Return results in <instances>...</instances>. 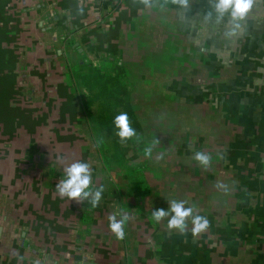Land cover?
<instances>
[{"label":"crops","instance_id":"0c3cea01","mask_svg":"<svg viewBox=\"0 0 264 264\" xmlns=\"http://www.w3.org/2000/svg\"><path fill=\"white\" fill-rule=\"evenodd\" d=\"M103 1L0 0V88L17 80L65 88L79 107L71 71L119 73L136 133L114 141L117 156L106 164L76 129L88 190L103 187L96 207L61 198L56 185L66 175L52 166L40 180L7 168L12 203L0 220V251L8 260L0 264H264V0L239 27L229 14L217 20L215 0ZM197 152L210 156L207 166ZM17 199L24 210H15ZM172 200L208 227L194 235L191 217L184 231L168 228L171 214L157 222L153 212ZM113 214L128 216L123 239L111 231Z\"/></svg>","mask_w":264,"mask_h":264},{"label":"rangeland","instance_id":"374dc122","mask_svg":"<svg viewBox=\"0 0 264 264\" xmlns=\"http://www.w3.org/2000/svg\"><path fill=\"white\" fill-rule=\"evenodd\" d=\"M58 44L60 45L59 42ZM63 46L61 43L60 47ZM66 54L67 61L65 60V64L68 70H72L77 65L76 57L71 51H67ZM92 55V58L98 60V55L93 53ZM78 61L80 65L82 63L81 59ZM71 74L74 82L70 79L71 87H68L75 94V100L78 103L82 101L79 107L75 104L70 105V99H73V96L63 93L62 91L65 88L51 87V89H48L49 85L44 88L42 84L38 89L29 88L27 85L22 88L20 83H17L18 80L14 83L9 82L10 84L7 83L5 87L0 88V184L8 194L7 197L6 194L2 198L0 197V220L2 215L11 214L9 206L12 203L10 197L11 185H5L6 183L2 181H7L6 176L9 174V172H6L7 168V171L12 170L11 177L19 169V172L35 175L39 177V180L40 177L51 175L49 169L51 166L53 174H65L64 168L70 163L85 161L79 158L81 157L80 154L76 155L78 153L77 149H80L75 141L76 129L79 130L80 135H84V138L81 137L79 142L84 146V149L87 147L84 145L86 142L95 146L98 153L94 152L93 156H98L101 153L105 158H103L104 161L106 160V164L111 163L110 156L114 158L117 156L118 148H115L113 143L115 140L123 143V140L117 135L119 129L114 121L116 116L127 113L125 109L127 98L122 94L121 82L123 80L120 79V74L116 73L117 76L113 80L114 82L97 78V83L95 82L93 85L94 88L91 86L87 89L90 93L88 97L84 96V89L81 86V83L86 79L82 78V81L78 77L79 74L72 71ZM22 76L26 75L22 74ZM26 90L30 91L28 98L22 95L26 94ZM66 95L69 97L64 100L63 97ZM82 106L85 108L87 106V120L85 123L83 122L84 124H80L77 116L79 112L84 111ZM128 118L130 126L135 131L132 119H130V116ZM65 155L69 156V164L63 160ZM114 160L121 161L120 159ZM3 169L5 170L3 171ZM15 178H17L16 174ZM24 202L26 203L25 200H14L15 210L17 211L16 208L23 209ZM21 218L24 222L27 219L24 211ZM85 223L86 220L84 219L82 225ZM74 248L75 246L71 245V249ZM5 253L4 250L0 251V260H8Z\"/></svg>","mask_w":264,"mask_h":264},{"label":"clouds","instance_id":"9594fccd","mask_svg":"<svg viewBox=\"0 0 264 264\" xmlns=\"http://www.w3.org/2000/svg\"><path fill=\"white\" fill-rule=\"evenodd\" d=\"M143 2L147 4L148 0H143ZM179 3L186 6L187 0H179ZM255 3L256 0H215L214 8L217 13V20L219 21L225 14H229L232 18L231 23H234L236 27H239V24L236 22L244 20ZM114 122L116 127L119 129L117 135L121 138V140L128 139L136 135L134 129L130 126L127 113H121L116 116ZM148 151L150 153L151 149ZM194 159L205 166L210 163V156L202 152H197ZM64 172L66 178L60 180L56 185V190L59 196L61 198L68 197L70 200H76L77 202L84 199H90L92 206L96 207L101 199L103 187L95 190L94 192L88 190L91 183L89 164L78 161L66 166L64 168ZM169 203V210L158 209L153 212V216L157 222L171 214V218L168 221L169 229L176 228L180 231H184L186 220L189 217L192 218V232L194 235L202 232L208 227L207 219L200 215H193V209L190 207L186 208L184 206L185 202L172 200ZM108 219L111 231L115 233L118 239H123L125 235L123 225L128 219V216L123 215L122 218L118 220L116 214H113L110 215Z\"/></svg>","mask_w":264,"mask_h":264},{"label":"trees","instance_id":"16d2710c","mask_svg":"<svg viewBox=\"0 0 264 264\" xmlns=\"http://www.w3.org/2000/svg\"><path fill=\"white\" fill-rule=\"evenodd\" d=\"M103 2L105 5L107 4V1L104 0ZM94 71L95 70H93V71L90 70L89 73L84 72V75H80V73H77V72L75 74H79L78 77L80 78V80L82 79V77L87 79L86 81L89 82L88 83L89 87L93 86L95 84V82L97 83V80H96L97 78H103L105 81L111 82V81L115 80V78L117 76V75H114V76L108 75L107 73H102L101 71L98 73H97V71H95V72Z\"/></svg>","mask_w":264,"mask_h":264},{"label":"water","instance_id":"95a60500","mask_svg":"<svg viewBox=\"0 0 264 264\" xmlns=\"http://www.w3.org/2000/svg\"><path fill=\"white\" fill-rule=\"evenodd\" d=\"M70 33H68L67 35H69Z\"/></svg>","mask_w":264,"mask_h":264}]
</instances>
